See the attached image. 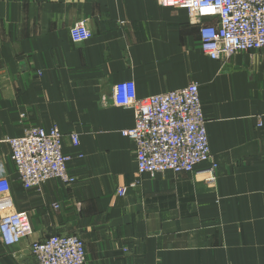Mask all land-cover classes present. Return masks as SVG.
I'll return each mask as SVG.
<instances>
[{
	"label": "crops",
	"instance_id": "obj_1",
	"mask_svg": "<svg viewBox=\"0 0 264 264\" xmlns=\"http://www.w3.org/2000/svg\"><path fill=\"white\" fill-rule=\"evenodd\" d=\"M80 20L93 37L76 43ZM122 81L139 98L198 83L214 174L137 172ZM30 125L60 129L73 184L22 187L3 140ZM0 174L33 228L0 238V264L29 263L52 234L79 235L86 264H264V49L213 60L187 11L155 0H0Z\"/></svg>",
	"mask_w": 264,
	"mask_h": 264
},
{
	"label": "built area",
	"instance_id": "obj_2",
	"mask_svg": "<svg viewBox=\"0 0 264 264\" xmlns=\"http://www.w3.org/2000/svg\"><path fill=\"white\" fill-rule=\"evenodd\" d=\"M155 1L187 11L190 22L199 26L203 53L213 60L264 49V0ZM208 8L214 11L205 12ZM71 35L74 42L82 43L93 32L86 20H80L71 28ZM113 100L116 105L134 108L135 125L122 134L135 144L140 175L194 173L205 163L211 164L208 172L214 174L217 165L212 160L198 83L139 98L135 81H122L113 87ZM69 137L74 147L80 146L76 130ZM3 142L9 145L17 180L24 189L53 179L66 184L76 181L68 171L72 156L64 152L58 127L47 131L30 125L24 135ZM8 188L7 179L0 174V238L5 246H12L30 236L33 228L27 211L9 209ZM118 193L123 195L125 189L119 188ZM30 252L32 259L27 264H86V245L77 234H52L34 241Z\"/></svg>",
	"mask_w": 264,
	"mask_h": 264
},
{
	"label": "snow or ice",
	"instance_id": "obj_3",
	"mask_svg": "<svg viewBox=\"0 0 264 264\" xmlns=\"http://www.w3.org/2000/svg\"><path fill=\"white\" fill-rule=\"evenodd\" d=\"M204 11H205V12H212V11H214V10L211 9V8H208V9H205Z\"/></svg>",
	"mask_w": 264,
	"mask_h": 264
}]
</instances>
